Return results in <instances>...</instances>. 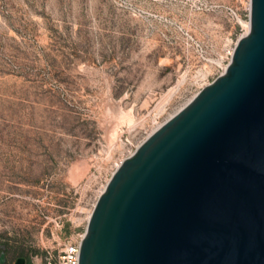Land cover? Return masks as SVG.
I'll list each match as a JSON object with an SVG mask.
<instances>
[{"label": "rangeland", "instance_id": "obj_1", "mask_svg": "<svg viewBox=\"0 0 264 264\" xmlns=\"http://www.w3.org/2000/svg\"><path fill=\"white\" fill-rule=\"evenodd\" d=\"M249 8L0 0V264L77 240L120 161L222 72Z\"/></svg>", "mask_w": 264, "mask_h": 264}, {"label": "water", "instance_id": "obj_2", "mask_svg": "<svg viewBox=\"0 0 264 264\" xmlns=\"http://www.w3.org/2000/svg\"><path fill=\"white\" fill-rule=\"evenodd\" d=\"M78 264H264V0L222 72L111 173Z\"/></svg>", "mask_w": 264, "mask_h": 264}, {"label": "built area", "instance_id": "obj_3", "mask_svg": "<svg viewBox=\"0 0 264 264\" xmlns=\"http://www.w3.org/2000/svg\"><path fill=\"white\" fill-rule=\"evenodd\" d=\"M233 48L228 52V58L230 59L231 54L233 52ZM228 59V61H229ZM228 63V62H227ZM224 65L223 69L225 68ZM84 233L81 232L77 238V240L67 242L64 247L61 249L59 254L57 255L55 261H49L48 264H78L79 257V245L82 235Z\"/></svg>", "mask_w": 264, "mask_h": 264}, {"label": "flooded vegetation", "instance_id": "obj_4", "mask_svg": "<svg viewBox=\"0 0 264 264\" xmlns=\"http://www.w3.org/2000/svg\"><path fill=\"white\" fill-rule=\"evenodd\" d=\"M0 252H1V251H0ZM18 257H24V260L22 261L21 264H28V260L25 258V256H17V257L15 258L14 262L16 261V259H17ZM14 262H13V264H14Z\"/></svg>", "mask_w": 264, "mask_h": 264}, {"label": "trees", "instance_id": "obj_5", "mask_svg": "<svg viewBox=\"0 0 264 264\" xmlns=\"http://www.w3.org/2000/svg\"><path fill=\"white\" fill-rule=\"evenodd\" d=\"M2 251V250H1ZM4 251V250H3ZM4 253H5V251H4ZM18 256H25V258L27 259V256L26 255H23V253H21L20 255H18ZM29 264V263H28Z\"/></svg>", "mask_w": 264, "mask_h": 264}, {"label": "bare ground", "instance_id": "obj_6", "mask_svg": "<svg viewBox=\"0 0 264 264\" xmlns=\"http://www.w3.org/2000/svg\"><path fill=\"white\" fill-rule=\"evenodd\" d=\"M249 26V25H248ZM172 93V92H171ZM171 93H169V94H171Z\"/></svg>", "mask_w": 264, "mask_h": 264}]
</instances>
